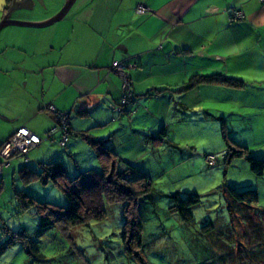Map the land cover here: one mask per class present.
<instances>
[{"label": "crops", "instance_id": "crops-1", "mask_svg": "<svg viewBox=\"0 0 264 264\" xmlns=\"http://www.w3.org/2000/svg\"><path fill=\"white\" fill-rule=\"evenodd\" d=\"M64 2L55 0L25 16L21 12L33 10L36 0L28 7L18 2L9 17L44 22ZM138 2L152 13H135ZM4 7L0 0V18ZM237 7L244 16L232 20ZM3 30L13 38L0 46V145L20 126L44 134L54 119L47 103L70 113L69 145L79 141L80 132L107 139L122 167L132 163L129 157L140 145L148 146L144 137L152 138L161 127L167 133L164 144L184 146L180 152L188 155L200 154L212 141L223 143L222 125L238 144L264 143L260 0H74L52 24ZM124 59L136 64L129 77L139 108L131 115L109 107L120 100L121 81L107 69L113 60ZM21 65L22 72L10 73ZM211 75L240 86L200 81L176 91L192 77ZM222 143L217 152H223ZM30 156L38 166L44 161Z\"/></svg>", "mask_w": 264, "mask_h": 264}, {"label": "rangeland", "instance_id": "rangeland-1", "mask_svg": "<svg viewBox=\"0 0 264 264\" xmlns=\"http://www.w3.org/2000/svg\"><path fill=\"white\" fill-rule=\"evenodd\" d=\"M54 2L36 0L33 10L21 14H37ZM3 32L0 46L13 38L5 37ZM17 67L10 73L22 72V65ZM44 136L45 133L41 135ZM77 136L79 141L70 145L67 142L65 147L43 140L28 152L26 164L17 157L9 168L4 167L0 178V264H264V174H253L246 157H235L226 163L222 152H217L222 142L216 141L199 150L200 154L188 155L180 152L184 146L163 144L160 152L154 151L152 138L144 137L148 146L140 145L138 153L130 155L132 163L128 161V165L146 173L152 181L149 195L139 199L137 205L142 242L138 257L128 255L123 248L122 202L104 201L106 217L102 221L40 231L34 206L23 208L20 196L27 194L63 207L67 206V199L51 180L26 181L19 170L23 166L39 169V160L31 153L44 161L60 162L69 178L78 171L99 170L94 151ZM222 145L225 150L224 141ZM248 148L254 157L264 158V143L251 142ZM204 151L218 154V162L207 165ZM122 164L118 163L116 170L126 168ZM229 185L237 189L255 187L258 201L251 205L234 203L225 192ZM175 191L181 195L197 194L199 202L192 207L190 221H183L171 210L169 195ZM10 231L25 232L27 241L11 243Z\"/></svg>", "mask_w": 264, "mask_h": 264}, {"label": "trees", "instance_id": "trees-1", "mask_svg": "<svg viewBox=\"0 0 264 264\" xmlns=\"http://www.w3.org/2000/svg\"><path fill=\"white\" fill-rule=\"evenodd\" d=\"M10 2L11 0H5V10L9 7ZM200 81L227 83L231 86H240L239 83L233 79L211 75L205 77H192L187 83L176 89V91L185 90ZM130 82L132 90L131 79ZM160 91H164V89L156 90V92ZM132 98L134 103H136L133 90ZM68 130L69 138L71 130L70 128ZM77 135H80L88 142L95 153L100 169L78 171L72 178H69L64 167L58 161L50 160L40 162L38 170L23 166L20 168L19 173L24 180H39L44 183L51 180L54 185L63 192L68 204L66 207H63L49 201H40L30 195L23 194L20 196L21 205L23 208L34 206L35 213L39 219L38 229L43 231L55 226L61 228L75 226L90 220L102 221L106 217L104 201L107 203L122 202L124 222L121 228V241L123 248L128 255H135L138 257L142 242L141 220L137 213V205L139 199L149 195L152 189V181L146 173L138 171L137 169L135 170L131 165H126V168L122 170H116L117 164L120 163L121 160L117 152L106 144L107 139L94 138L87 132H80ZM166 136L167 133L165 128L161 127L156 135H152V142H150V144L153 148L157 146L159 148V146L166 143ZM221 136L226 145V149L221 153V158L226 160V163H229L235 157H246L249 169L253 174L256 176L264 174V158L254 157L250 154L247 146L238 144L232 140L224 125L221 127ZM66 143L63 147L66 146ZM206 154L207 153L203 154L204 160ZM213 154L216 155V161L213 164H209L205 160L209 166H213L218 162V154ZM27 162L28 159L26 162H23V164ZM225 192L227 196L237 204L243 203L245 205H251L258 201V192L255 187L237 189L229 185L226 186ZM169 197L173 202L171 210L176 212L183 221H190L192 219V207L199 202L197 194L181 195L179 192L175 191L172 192ZM21 237L24 240H22ZM27 239L25 232L10 231L9 240L11 243H25Z\"/></svg>", "mask_w": 264, "mask_h": 264}, {"label": "built area", "instance_id": "built-area-1", "mask_svg": "<svg viewBox=\"0 0 264 264\" xmlns=\"http://www.w3.org/2000/svg\"><path fill=\"white\" fill-rule=\"evenodd\" d=\"M264 2V0H260ZM152 9L144 2H138L134 7L137 14L152 13ZM232 20L242 18L244 12L241 8H234L231 12ZM134 62L127 60H113L108 67V71H112L118 75L121 85V96L118 103L110 104V108L115 112L127 110L129 114L137 112V105L134 104L132 98L131 82L128 71L135 67ZM45 109L49 111L55 123L46 131L45 136L41 137L25 126L18 127L10 136H8L0 145V178L3 174L4 167L8 166L13 158L21 157L23 162L27 161V153L34 147L38 146L43 140L56 141L59 146H64L69 136L70 113L57 109L52 103L45 104ZM224 155V154H223ZM205 160L209 164L216 161V155L207 153Z\"/></svg>", "mask_w": 264, "mask_h": 264}, {"label": "water", "instance_id": "water-1", "mask_svg": "<svg viewBox=\"0 0 264 264\" xmlns=\"http://www.w3.org/2000/svg\"><path fill=\"white\" fill-rule=\"evenodd\" d=\"M11 5L9 6L8 11L0 18V29L7 25H16V26H28V27H42L54 23L55 21L61 19L69 10L74 0H66L62 5L60 10L53 16L51 19L44 22H26L22 20L12 19L9 17V13L16 7V3L22 7H28L31 3V0H11Z\"/></svg>", "mask_w": 264, "mask_h": 264}, {"label": "flooded vegetation", "instance_id": "flooded-vegetation-1", "mask_svg": "<svg viewBox=\"0 0 264 264\" xmlns=\"http://www.w3.org/2000/svg\"><path fill=\"white\" fill-rule=\"evenodd\" d=\"M12 2V1H11ZM11 2H10V4H9V6L11 5ZM8 9H9V7L4 11L5 13H6V11H8Z\"/></svg>", "mask_w": 264, "mask_h": 264}]
</instances>
